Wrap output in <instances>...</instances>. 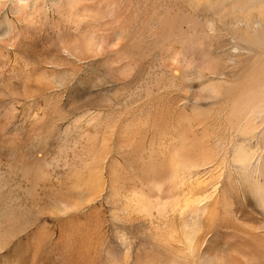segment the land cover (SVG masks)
Wrapping results in <instances>:
<instances>
[{"label":"bare ground","instance_id":"bare-ground-1","mask_svg":"<svg viewBox=\"0 0 264 264\" xmlns=\"http://www.w3.org/2000/svg\"><path fill=\"white\" fill-rule=\"evenodd\" d=\"M0 156L81 264H264V0H0Z\"/></svg>","mask_w":264,"mask_h":264},{"label":"rangeland","instance_id":"rangeland-1","mask_svg":"<svg viewBox=\"0 0 264 264\" xmlns=\"http://www.w3.org/2000/svg\"><path fill=\"white\" fill-rule=\"evenodd\" d=\"M53 133H55V131H53ZM69 138V137H68ZM51 140V145H50V142H47V146L48 145H50V146H48L47 147V151L49 150V153L47 154V157H48V159H49V157L51 158L53 155H54V153H55V147H56V145H54V144H56L55 142H54V140L53 139H50ZM53 141V142H52ZM49 143V144H48ZM52 147V148H51ZM51 148V149H50ZM54 151H53V150ZM39 149L38 148H35V149H32V151L33 152H37ZM53 153H52V152ZM22 155H23V152H22ZM21 155V156H22ZM33 155V153L32 152H30V157ZM52 155V156H51ZM3 156H0V162H1V164H0V187L1 188H3L2 190L0 189V218H1V221H0V229H8L7 231H9V232H2V230L0 231V235L3 233V238L1 237L0 239H3V241H4V243H3V241H0V243L2 244H4V245H6L5 247L2 245L1 246V244H0V264H51L52 262H53V264H63V261L62 260H66L64 263L65 264H71V263H75V262H78V264H81V263H83L81 260L79 261L78 259H79V254H81L80 252H82V254H83V250H84V248L86 249L87 248V244H85L84 246V248L81 246L83 243H82V241H81V243L79 244V242H80V240L81 239H83V237H75L74 238V240H73V237H66L67 239L66 240H62V243H61V241L59 242V240H61L62 238L61 237H54V236H52V233L53 234H56L57 233V228H56V226H55V223L51 220V217L49 216V214H48V210H47V207H45L46 209H44V211L42 210L43 208H36V207H33L34 209H32V207L30 206V205H28V204H23V203H21V200L19 201V202H17V201H14V203L13 202H11L10 200H11V198H13V197H15V195H17L16 193H18V197H22L21 196V194H22V192L21 191H18V189H15V192H14V189H13V191H12V193H11V190H12V185H13V181L11 180V179H9L8 177H7V174H6V168H5V166H4V162H5V160H4V158H2ZM23 157H24V159H27V157H28V154L26 153V151H25V153H24V155H23ZM3 167V168H2ZM2 169V170H1ZM5 169V170H4ZM5 175V176H4ZM1 178H2V180H1ZM6 180V185H8V186H5V187H2V184L5 182V180ZM8 179V180H7ZM8 181H9V183H8ZM2 182V183H1ZM11 185V186H10ZM9 190V191H8ZM9 195V196H7L6 197V195ZM14 194V195H13ZM11 195V196H10ZM13 195V196H12ZM4 197H6L5 199H4ZM8 199H10V200H8ZM4 200V202H3V205H2V201ZM9 201V202H8ZM12 204H11V203ZM17 203V204H16ZM26 205V206H25ZM5 206H9V207H5ZM16 206V207H15ZM24 206H25V208H24ZM19 207V208H18ZM5 208V209H4ZM24 208V210H22ZM28 208V209H27ZM105 209L107 208V206H105L104 207ZM3 209H4V213H2L3 212ZM9 209V210H8ZM21 209V210H20ZM37 209H38V211H37ZM42 210L43 212H46L45 214H47V215H45V214H43V212L42 211H39V210ZM32 210V211H31ZM8 211V212H7ZM14 211V212H13ZM23 211H24V214H23ZM14 214H13V213ZM42 212V213H41ZM26 213V214H25ZM4 214V215H3ZM20 214V215H19ZM32 215L31 217H30V215ZM41 214V215H40ZM10 215H13V216H16V217H14L12 220H14L15 218H16V222H15V226H13V224H12V227L14 228L15 227V229H13V231L15 232L16 230L18 231V232H15V234L16 235H14V232L12 231V232H10L11 230H12V228L9 226V228L11 229V230H9V228H7L8 227V221L9 220H7L8 219V217L10 216ZM4 216H6V217H4ZM12 216V217H13ZM19 216V218H17ZM21 216V217H20ZM26 216V217H25ZM31 218H29V217ZM34 216V217H33ZM44 216H46V217H44ZM33 217V218H32ZM25 219V220H21V219ZM29 218V219H28ZM109 219L110 220V217H109V214L107 213V217H106V219ZM27 219L29 220V221H27ZM12 220L10 221V222H12ZM21 220V221H20ZM41 220V221H40ZM17 221H20L19 223L20 224H18L17 223ZM25 223H24V222ZM34 221V222H33ZM28 222V223H27ZM29 222H30V224H29ZM73 222H75V221H73ZM6 225H4V224ZM21 223H22V230H21V227H20V225H21ZM23 223H24V225L25 224H28L29 226H23ZM32 223H33V225H32ZM37 224V225H36ZM2 225H4L3 227H2ZM11 225V224H10ZM17 225H19L18 227H17ZM35 225V226H34ZM43 225V226H42ZM104 225V227H103V229H105V227H106V225L105 224H103ZM102 225V226H103ZM30 226H33V227H30ZM24 227V228H23ZM28 227H29V229H28ZM63 227H65V225H63L62 226V228ZM25 228H27L26 229V231H24L23 232V230H25ZM44 229V231H43V234L44 233H46V234H49L50 235V233H51V235L49 236V235H46V234H44V236L46 235V237H43V235H41L40 237L39 236H37V235H35L34 234V232L35 231H37L38 229ZM23 232H20V230ZM115 229V230H114ZM120 230H122V227L121 228H119ZM119 229H116L115 227H113V228H110V231L111 232H109V237H103L104 239H105V241H107V243L109 242V245L111 246V248H112V246H113V250H114V248H115V250L114 251H116V252H114L112 249H111V251L112 252H114V253H116L117 254V252H118V250H120V246L119 245H117V244H113L115 241L114 240H116V242H118V241H120V239H118L117 238V233H116V231H118ZM6 230H3V231H6ZM46 230V231H45ZM119 230V231H120ZM125 233H127L126 235H127V237H131V235L132 236H140V233L138 234V233H135V232H133V231H129L128 230V228H126L125 230ZM123 231V232H124ZM131 234H130V233ZM5 233H8V234H5ZM9 233H10V236H9ZM13 233V235L15 236H13V235H11ZM19 233H21V234H19ZM4 234L5 235H7L8 237H10L9 239H11V240H9L8 238H6V236H4ZM18 234V235H17ZM28 234V235H27ZM134 234V235H133ZM2 236V235H1ZM13 236V237H12ZM115 236V237H114ZM138 236V237H139ZM5 237V238H4ZM61 238V239H60ZM72 238V239H71ZM78 238V239H77ZM94 238V237H93ZM63 239H65V237L63 238ZM139 239V238H138ZM8 240H9V242H8ZM69 240V241H68ZM71 240H73L75 243H77V244H75L74 242H71ZM7 241V242H6ZM69 242V244H72V245H70V246H68V245H66L67 243L66 242ZM78 241V242H77ZM114 241V242H113ZM55 242H59V244L58 243H55ZM64 242H65V244H64ZM112 242V243H111ZM118 243H120V242H118ZM67 247L68 246V248L66 249V247L64 246V245ZM73 244H75V245H73ZM52 245V246H51ZM80 246L79 248H77L78 246ZM60 246V247H59ZM72 246V247H71ZM73 246L75 247L76 246V248H73ZM2 247H4V248H2ZM118 247V248H117ZM83 248V250H81ZM87 249H89V248H87ZM86 249V250H87ZM73 250H75V252L77 251L79 254H78V257H77V252L75 253ZM86 250H84L85 252H86ZM90 251V252H89ZM70 252V253H69ZM84 252V253H85ZM89 252V253H88ZM92 252V250L91 249H89L85 254H84V257H85V255H89L90 253ZM120 252V251H119ZM121 253V252H120ZM120 253H118V254H120ZM53 254V255H52ZM73 256H72V255ZM81 254V255H82ZM117 254V255H118ZM69 255V256H68ZM69 258H68V257ZM105 254H101L100 255V257H99V260L100 259H102V260H100V261H102L101 262V264L103 263V261L105 260ZM84 257H82V258H84ZM87 257V256H86ZM85 257V258H86ZM68 258V259H67ZM72 258L75 260V261H73L72 260ZM87 259V258H86ZM69 260H71V261H73V262H70ZM83 260H85V259H83ZM55 262V263H54ZM58 262V263H57Z\"/></svg>","mask_w":264,"mask_h":264}]
</instances>
